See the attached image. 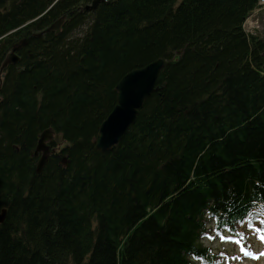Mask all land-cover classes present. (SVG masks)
<instances>
[{"label": "trees", "instance_id": "trees-1", "mask_svg": "<svg viewBox=\"0 0 264 264\" xmlns=\"http://www.w3.org/2000/svg\"><path fill=\"white\" fill-rule=\"evenodd\" d=\"M257 1L0 0V66L26 39L0 79V264H200L213 227L264 232V36L242 28ZM178 50L96 148L118 80ZM47 124L67 163L38 173Z\"/></svg>", "mask_w": 264, "mask_h": 264}, {"label": "water", "instance_id": "water-1", "mask_svg": "<svg viewBox=\"0 0 264 264\" xmlns=\"http://www.w3.org/2000/svg\"><path fill=\"white\" fill-rule=\"evenodd\" d=\"M103 0H93L92 5L85 7L86 9H93L96 5ZM65 16V15H64ZM63 23V17H59L51 24L52 29L59 30ZM47 30V29H46ZM51 30V29H48ZM47 30V31H48ZM43 31L33 34V36L41 35ZM26 44V39H23L17 43L13 48V52L20 46ZM10 53L2 67L7 66L9 63H16L17 56L14 53ZM180 52V51H179ZM180 55L176 54L172 59L158 58L149 64L133 69L126 73L125 77L117 83V103L107 115L105 120L100 124L98 133L96 136V148L106 152L116 145L129 125L135 120L138 113V109L142 106L144 100L154 91L162 87V85H156V80L160 70L165 65H173L178 62ZM51 138V131L46 129L38 139L35 153L41 152V158L39 164L41 166L47 160V153L49 145L47 141ZM65 163V160H62ZM40 166V167H41ZM39 168V167H38ZM37 168V169H38ZM39 168L37 171H40ZM6 214V209L3 208L0 211V223L3 222Z\"/></svg>", "mask_w": 264, "mask_h": 264}, {"label": "bare ground", "instance_id": "bare-ground-1", "mask_svg": "<svg viewBox=\"0 0 264 264\" xmlns=\"http://www.w3.org/2000/svg\"><path fill=\"white\" fill-rule=\"evenodd\" d=\"M92 2H93V0H91V2H89V3H86V4H84V5H80L77 9H78V11L80 12V11H84V10H90V9H86L85 7H88L89 5H92ZM61 17H63V22L65 21V18H66V16H64V15H61L60 16V18ZM51 24L50 25H48V26H46L44 29H42V31H43V33L45 32V31H47L48 29H51V30H48V31H50V32H53V33H55V34H58L60 31H61V29L59 28V30H56V29H52L51 27ZM47 29V30H46ZM14 32L13 31H11V32H8V33H6V35L8 36V35H10V34H13ZM42 33V34H43ZM13 46V45H12ZM179 52V50L177 51V53ZM16 56H17V61H19L20 60V55L17 53V54H15ZM7 56H5V58H6ZM173 58V57H172ZM171 58V59H172ZM4 61H5V59H3V61H2V63H4ZM10 64H14V63H9V65ZM135 69H137V68H135ZM125 75L126 74H124L119 80H118V82H120L124 77H125ZM117 82V83H118ZM117 83L115 84V88H116V85H117ZM161 89V88H160ZM116 90V89H115ZM105 120V119H104ZM49 126V124H47V125H45V126H43L41 129H39V130H37L36 131V133L35 134H38L39 132H41L40 134H39V137L41 136V134L47 129V127ZM48 129H50V128H48ZM43 130V131H42ZM53 129H51L50 131H52ZM47 145H49V150H48V153H47V158H49L50 156H54V158L53 159H55V160H57L58 162H59V164L61 165H63V166H65L66 165V163H63V161L62 160H66V157L65 156H63L62 157V155L59 153V151L61 150V149H59V151H58V148H57V146L58 145H51V144H48L47 143ZM33 158H34V160H35V170H36V172H38V173H40L42 170H43V168H44V165L43 166H41L38 162H39V159L41 158V152L40 153H35L34 151H33ZM41 166V167H40ZM41 168V170L40 171H37L39 168ZM38 168V169H37Z\"/></svg>", "mask_w": 264, "mask_h": 264}, {"label": "rangeland", "instance_id": "rangeland-1", "mask_svg": "<svg viewBox=\"0 0 264 264\" xmlns=\"http://www.w3.org/2000/svg\"><path fill=\"white\" fill-rule=\"evenodd\" d=\"M261 18H262L261 30L257 31V34H259V35L264 34V16ZM259 246H260L259 244L254 245V248L257 250V253H258V258L263 256V250L261 249V247L259 248ZM235 264H264V259L261 258L259 260L253 261V260H246V259H244V257L243 258L238 257L236 259Z\"/></svg>", "mask_w": 264, "mask_h": 264}]
</instances>
